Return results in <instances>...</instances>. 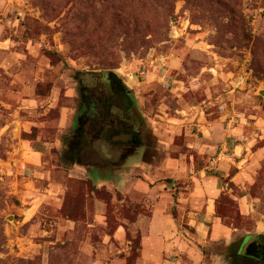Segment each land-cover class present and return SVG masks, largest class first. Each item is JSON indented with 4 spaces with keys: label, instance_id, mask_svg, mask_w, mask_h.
<instances>
[{
    "label": "rangeland",
    "instance_id": "374dc122",
    "mask_svg": "<svg viewBox=\"0 0 264 264\" xmlns=\"http://www.w3.org/2000/svg\"><path fill=\"white\" fill-rule=\"evenodd\" d=\"M262 91L264 0H0V264H225Z\"/></svg>",
    "mask_w": 264,
    "mask_h": 264
},
{
    "label": "flooded vegetation",
    "instance_id": "af4514ba",
    "mask_svg": "<svg viewBox=\"0 0 264 264\" xmlns=\"http://www.w3.org/2000/svg\"><path fill=\"white\" fill-rule=\"evenodd\" d=\"M113 81L114 78L112 77L109 83L111 84ZM126 133H131V131L120 132V134ZM138 134L139 132H134L135 136L127 143L128 147H133L134 150H136L141 143ZM250 238L251 236H247L242 242H237L239 246L234 244L235 242L227 245L223 251L224 259L228 260L229 264H264V238L257 236L253 241H251L252 238Z\"/></svg>",
    "mask_w": 264,
    "mask_h": 264
},
{
    "label": "water",
    "instance_id": "95a60500",
    "mask_svg": "<svg viewBox=\"0 0 264 264\" xmlns=\"http://www.w3.org/2000/svg\"><path fill=\"white\" fill-rule=\"evenodd\" d=\"M261 93L264 94V91H262ZM134 136H135L134 133L120 134V135L116 136L115 138H113V140H119L121 142H128L129 140H132ZM255 237H256V235H254L253 239ZM251 241H253V240H251Z\"/></svg>",
    "mask_w": 264,
    "mask_h": 264
},
{
    "label": "crops",
    "instance_id": "0c3cea01",
    "mask_svg": "<svg viewBox=\"0 0 264 264\" xmlns=\"http://www.w3.org/2000/svg\"><path fill=\"white\" fill-rule=\"evenodd\" d=\"M218 229H219V228H218ZM233 242H234V240L226 241L225 244L223 245V248H221V250H220V254H221L222 258H223L222 261L225 262V264H227V260L224 259V257H223V251H224V249H225V247H226L227 245H230V244H232Z\"/></svg>",
    "mask_w": 264,
    "mask_h": 264
},
{
    "label": "built area",
    "instance_id": "2783aa9c",
    "mask_svg": "<svg viewBox=\"0 0 264 264\" xmlns=\"http://www.w3.org/2000/svg\"><path fill=\"white\" fill-rule=\"evenodd\" d=\"M223 109V108H222Z\"/></svg>",
    "mask_w": 264,
    "mask_h": 264
}]
</instances>
